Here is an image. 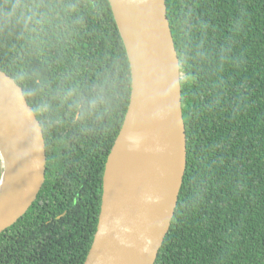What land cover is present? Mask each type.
<instances>
[{
	"label": "trees",
	"instance_id": "trees-1",
	"mask_svg": "<svg viewBox=\"0 0 264 264\" xmlns=\"http://www.w3.org/2000/svg\"><path fill=\"white\" fill-rule=\"evenodd\" d=\"M165 4L187 169L155 264H264V0ZM0 71L39 121L46 159L30 207L0 232V264H84L131 92L108 0H0Z\"/></svg>",
	"mask_w": 264,
	"mask_h": 264
},
{
	"label": "water",
	"instance_id": "water-1",
	"mask_svg": "<svg viewBox=\"0 0 264 264\" xmlns=\"http://www.w3.org/2000/svg\"><path fill=\"white\" fill-rule=\"evenodd\" d=\"M131 75L127 111L107 156L100 213L84 264H155L187 169L181 74L165 0H108ZM138 149L121 173V151ZM0 232L28 210L45 177L43 132L22 89L0 71Z\"/></svg>",
	"mask_w": 264,
	"mask_h": 264
},
{
	"label": "bare ground",
	"instance_id": "bare-ground-1",
	"mask_svg": "<svg viewBox=\"0 0 264 264\" xmlns=\"http://www.w3.org/2000/svg\"><path fill=\"white\" fill-rule=\"evenodd\" d=\"M0 149H3L2 144L0 143ZM138 149L137 146V137L132 136L128 143L125 144L121 151V155L118 159L117 172L121 173L126 167V165L133 159L136 151Z\"/></svg>",
	"mask_w": 264,
	"mask_h": 264
}]
</instances>
